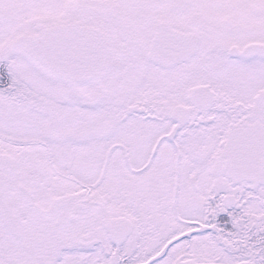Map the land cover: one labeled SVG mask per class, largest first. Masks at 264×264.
Listing matches in <instances>:
<instances>
[{
  "label": "snow or ice",
  "instance_id": "snow-or-ice-1",
  "mask_svg": "<svg viewBox=\"0 0 264 264\" xmlns=\"http://www.w3.org/2000/svg\"><path fill=\"white\" fill-rule=\"evenodd\" d=\"M0 264H264V0H0Z\"/></svg>",
  "mask_w": 264,
  "mask_h": 264
}]
</instances>
